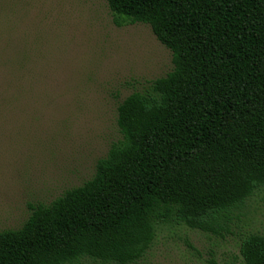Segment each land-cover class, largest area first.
<instances>
[{"label":"trees","instance_id":"trees-1","mask_svg":"<svg viewBox=\"0 0 264 264\" xmlns=\"http://www.w3.org/2000/svg\"><path fill=\"white\" fill-rule=\"evenodd\" d=\"M107 2L117 24L151 27L173 70L120 103L122 138L91 179L0 232V264H137L163 226L231 233L264 189V0ZM20 93L0 88V115ZM240 254L264 264V231Z\"/></svg>","mask_w":264,"mask_h":264},{"label":"rangeland","instance_id":"rangeland-1","mask_svg":"<svg viewBox=\"0 0 264 264\" xmlns=\"http://www.w3.org/2000/svg\"><path fill=\"white\" fill-rule=\"evenodd\" d=\"M6 1L0 70L10 67L6 57L14 51L22 68L16 83L0 71V88L21 91L13 113L0 115V232L20 228L31 205L49 204L91 179L122 138L120 103L174 67L151 27L117 24L107 0ZM245 213L223 236L163 226L137 264H242L241 238L264 231V189Z\"/></svg>","mask_w":264,"mask_h":264}]
</instances>
